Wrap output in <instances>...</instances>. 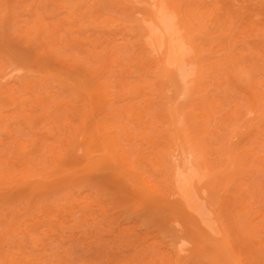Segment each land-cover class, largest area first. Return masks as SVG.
I'll return each mask as SVG.
<instances>
[{
  "label": "rangeland",
  "instance_id": "374dc122",
  "mask_svg": "<svg viewBox=\"0 0 264 264\" xmlns=\"http://www.w3.org/2000/svg\"><path fill=\"white\" fill-rule=\"evenodd\" d=\"M144 1L0 0V264H264V1H156L187 38L176 90Z\"/></svg>",
  "mask_w": 264,
  "mask_h": 264
},
{
  "label": "bare ground",
  "instance_id": "6f19581e",
  "mask_svg": "<svg viewBox=\"0 0 264 264\" xmlns=\"http://www.w3.org/2000/svg\"><path fill=\"white\" fill-rule=\"evenodd\" d=\"M123 1V0H122ZM157 0H145L144 2H147L149 9L153 12L152 17L149 18V21L147 23L144 24V26H142L141 28V37H142V45L144 48H146L149 53L151 54V58H153L154 62V66L156 70H154L156 72V75L159 77V79L162 80H168L169 83L171 84V86H173V89H177L178 86V81H184L187 79L189 73H186L185 71H183V69L180 70L182 63L185 60L186 55L188 54L189 51H187V49H185L186 45H184V43L186 44V37L185 39L182 38L180 35V30L178 29L179 26L177 24V22L174 20L170 21L169 16L166 15L167 11L164 10L166 8H163V6H158V4L156 3ZM264 1V0H262ZM158 2V1H157ZM157 4V5H156ZM159 5L160 2H159ZM125 8V7H124ZM184 11V10H183ZM150 13V11H149ZM148 13V15H149ZM165 13V14H164ZM182 14V13H181ZM192 15V14H191ZM195 15V14H194ZM172 16V15H171ZM170 16V17H171ZM177 17H179L178 15H176ZM182 16H184V19L190 21V15L187 14V12H183ZM147 17V16H146ZM169 19H168V18ZM146 19V18H145ZM182 19V18H181ZM148 20V18H147ZM177 20V19H176ZM143 22V21H142ZM146 22V21H145ZM132 26V25H131ZM140 26V25H139ZM140 26V27H141ZM190 26V25H189ZM260 30V29H258ZM253 31V30H252ZM259 32V31H258ZM262 32H264V30H262ZM261 32V33H262ZM188 33V31H187ZM222 33V32H221ZM135 34V33H134ZM225 34V33H224ZM257 34V33H256ZM137 35V34H136ZM225 38H227L226 34L224 35ZM140 37V39H141ZM192 37V36H191ZM204 37V36H203ZM211 37V36H210ZM207 37L208 40L211 42V38ZM258 38V37H257ZM207 40V41H208ZM229 40V39H228ZM185 41V42H184ZM189 41V40H188ZM208 41V42H209ZM220 41V40H219ZM196 42V41H195ZM198 42V41H197ZM189 43V42H188ZM257 43V42H256ZM261 43V41H260ZM198 44V43H197ZM208 44V43H207ZM210 48H212V44H210ZM208 45V46H209ZM258 45V44H257ZM185 46V47H184ZM201 46V45H199ZM227 46V45H226ZM207 47V46H206ZM208 49V48H207ZM201 50V49H200ZM209 50V49H208ZM147 51V52H148ZM146 52V51H145ZM230 52V51H229ZM191 54V53H190ZM228 54V53H227ZM226 55L223 53V56ZM192 56V55H191ZM234 56V55H233ZM188 57V56H187ZM226 57V56H225ZM231 57V56H229ZM233 58V57H232ZM234 62V61H233ZM220 63V62H219ZM223 63V62H222ZM231 64V63H230ZM235 64V63H234ZM212 65V64H211ZM228 65V64H227ZM219 66V65H218ZM239 67V66H238ZM231 68V67H230ZM241 68V67H240ZM227 69V68H226ZM236 69V68H235ZM234 69V70H235ZM244 69V68H243ZM177 70V71H176ZM228 70V69H227ZM231 70V69H230ZM153 71V72H154ZM229 71V70H228ZM177 72V73H176ZM234 73V71H231V74ZM178 74V77H177ZM181 74V75H180ZM229 74V73H228ZM240 75L244 76L242 73H240ZM186 76V77H185ZM238 76V75H236ZM181 77V78H180ZM228 77V76H227ZM233 77V76H232ZM163 78V79H162ZM180 78V79H178ZM183 78V79H182ZM194 82V81H193ZM162 83V82H161ZM89 84V83H88ZM184 84V83H183ZM80 85V84H79ZM78 85V86H79ZM137 85V84H136ZM180 85V84H179ZM187 85V84H185ZM166 86V85H165ZM76 88V87H75ZM186 89V88H185ZM167 90V89H166ZM82 91V90H80ZM84 91V90H83ZM184 91V90H183ZM182 91V93H184ZM85 92V91H84ZM260 98V97H259ZM104 102V101H103ZM264 104V103H262ZM93 105V104H92ZM130 109L131 106L130 104H128ZM127 105V106H128ZM166 107V106H165ZM91 108V107H90ZM89 108V109H90ZM136 109V107H134ZM133 108V109H134ZM168 111L169 106H167ZM129 110V108L127 109ZM254 110V109H253ZM92 111V110H91ZM132 111V110H131ZM129 111V112H131ZM171 111V110H170ZM169 111V112H170ZM125 112H127L125 110ZM232 113V112H231ZM259 113V112H258ZM83 114V113H81ZM133 114V113H132ZM235 114V113H232ZM260 114V113H259ZM128 115V114H127ZM235 116V115H233ZM237 116V114H236ZM235 116V118H236ZM237 119V118H236ZM180 120V119H179ZM233 121V120H232ZM230 123V122H228ZM232 123V122H231ZM236 123V122H235ZM84 125V124H83ZM98 126V125H97ZM96 127V126H95ZM100 127V126H98ZM227 127V126H226ZM71 128V127H70ZM232 129V127H231ZM83 130V129H82ZM229 130V129H228ZM97 132V130H95ZM69 132V130H68ZM230 133V132H229ZM98 134V133H97ZM69 135V134H68ZM100 135V133H99ZM98 136V135H97ZM99 137V136H98ZM111 139V138H110ZM202 139V138H201ZM188 140V139H187ZM99 141V140H98ZM103 141H101L102 143ZM202 142V141H201ZM99 143V142H98ZM113 143V142H112ZM115 143V142H114ZM118 143V142H117ZM103 144V143H102ZM107 144V143H106ZM116 144V143H115ZM79 145V144H78ZM83 145V144H81ZM99 145V144H98ZM175 145V144H174ZM203 145V144H202ZM101 146V145H100ZM104 146V144H103ZM105 147V146H104ZM102 148V147H101ZM106 148V147H105ZM109 149V147H108ZM104 148H103V152H104ZM85 151H87L85 149ZM109 153L111 152V150H107ZM84 152V151H83ZM108 152H105V154H107ZM120 153V152H119ZM108 155V154H107ZM111 155V153H110ZM173 155V153H172ZM175 155V154H174ZM177 155V154H176ZM120 156V155H119ZM167 156V155H165ZM169 156V154H168ZM167 156V157H168ZM171 156V155H170ZM189 156V155H188ZM229 156V155H227ZM226 156V157H227ZM109 157V156H108ZM111 157V156H110ZM121 157V156H120ZM116 158V157H115ZM123 158V157H122ZM122 158L120 160H122ZM169 158V157H168ZM167 158V159H168ZM176 158V156H175ZM174 158H172L171 156V161L167 160L169 163V174H170V180H169V184H170V195H172L176 201L179 203V206L188 214L189 217H192V219H196V221L198 222V225L200 224H204L206 223V221H208L209 219V212H204L203 211V205H205V200L203 201L201 198V195H199V193H196V184L198 183V181H200V177L198 175V173L195 171V169L191 166L188 165V163L190 164L189 160L187 161L188 163H186L188 166V168H185L184 163H182V161H174ZM173 160V161H172ZM177 160V159H176ZM234 161V160H232ZM111 162V161H110ZM124 162V161H123ZM126 162V161H125ZM186 162V161H185ZM229 163V162H228ZM183 164V165H182ZM119 166V165H118ZM183 166V167H182ZM128 167V166H127ZM192 167V168H190ZM25 169V168H24ZM129 171V170H128ZM227 172V171H226ZM144 181V185H146V187H148V190L150 192H154L157 194H160L159 192H157V190L154 188L153 185H151L147 180H145V178H143ZM224 183V182H223ZM219 185V184H218ZM195 189V190H194ZM200 197H199V196ZM238 199V198H237ZM227 204V203H226ZM245 205V204H244ZM229 206V205H228ZM243 207V206H242ZM173 208V207H172ZM245 209V208H243ZM251 210V209H250ZM208 211V210H207ZM249 211V210H248ZM246 214L249 212L244 211ZM242 211V213H244ZM216 213V212H214ZM218 213V212H217ZM237 215V214H236ZM245 215V214H244ZM249 215V214H248ZM247 217V215H246ZM243 218V217H242ZM210 220V219H209ZM212 220V219H211ZM214 220V219H213ZM248 220V218H247ZM219 221V220H218ZM213 222V221H212ZM246 223V222H245ZM254 223V222H253ZM243 224V223H242ZM210 225V224H209ZM218 225V224H217ZM245 225V224H244ZM252 226L254 224H251ZM210 227V226H209ZM213 227V226H212ZM215 227V226H214ZM245 227V226H244ZM250 227V225H249ZM217 234V233H216ZM214 238V237H213ZM226 242V241H225ZM228 246V244H227ZM226 246V247H227ZM231 247V246H230ZM233 247V246H232ZM219 248V247H218ZM224 248V247H223ZM226 249V248H225ZM184 250V249H183ZM233 250V248H232ZM231 252V251H230ZM234 252V251H233ZM226 253V252H225ZM228 253V252H227ZM235 254V253H234ZM232 256V255H231ZM230 256V258H232ZM228 258V257H227ZM234 260V259H233ZM231 262V261H230ZM228 263V262H227ZM237 264V263H236Z\"/></svg>",
  "mask_w": 264,
  "mask_h": 264
}]
</instances>
